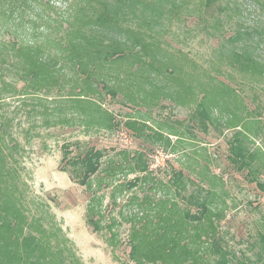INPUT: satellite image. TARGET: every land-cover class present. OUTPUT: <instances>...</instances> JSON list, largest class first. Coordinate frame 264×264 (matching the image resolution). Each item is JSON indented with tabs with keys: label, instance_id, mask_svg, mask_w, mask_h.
Wrapping results in <instances>:
<instances>
[{
	"label": "rangeland",
	"instance_id": "rangeland-1",
	"mask_svg": "<svg viewBox=\"0 0 264 264\" xmlns=\"http://www.w3.org/2000/svg\"><path fill=\"white\" fill-rule=\"evenodd\" d=\"M98 1L93 0V6L99 8ZM105 1L115 3L114 0ZM181 1L184 5L180 11H167L171 2L179 4ZM202 2L204 0H169L156 17L145 14L141 18L143 23L129 18L127 24L142 34H150V45L154 43L162 49L156 61L183 54L188 59L186 71L197 72L205 82L213 78L237 87L249 111H254L246 120L250 121L249 127L245 125V131H242L250 152L256 153L254 167L258 171L253 176L246 177V171L237 172L227 158L226 143L236 130L221 128V125L219 133L211 127L204 134L195 127L188 134L185 126L174 122L184 121L186 126L189 125L188 119L195 106L189 102L181 107L166 100L162 105L158 103L161 106L153 107L158 102L155 100L154 104L144 103L147 112L143 108L138 112L139 108L128 107L127 101H123L124 95L118 93L117 88L123 90L129 85L126 82L112 80L117 97L110 99L104 95L102 101L118 124L114 130L80 124L77 109L72 108L69 96L70 91H77V79L73 80L74 74L69 67L71 61L50 41L65 39L71 28L77 30V15L82 6L87 7L86 0H29L27 14L14 25L2 14L6 0H0V49L2 42L7 40L3 28L11 24L24 41L47 40L45 51L59 56L58 63L64 66L65 74L60 84L46 96L30 89L24 95V83L16 79L15 69L8 65L1 68L0 148L6 159L0 169L4 167L9 171L5 175L10 179L7 184L10 186L11 183L15 188L14 196L29 219L38 218L40 225L53 234L51 245L57 239L59 245H55L63 250L65 257H75V264H133L128 257L127 242L132 221L141 216L140 201L146 198L167 200L166 206L175 203L176 211L186 206L185 201L174 196L169 182L172 173L178 170L195 182L183 194L196 196L200 188L212 193L209 209L216 214L213 216L217 230L215 238L227 252L230 264H264V83L228 68L221 62L218 52L223 40L238 28L239 23L263 25L264 0H220L226 11L219 27L212 21L211 11L200 6ZM139 8L140 4H136L137 11ZM228 16L231 19L225 18ZM124 70L125 65L112 69L121 75V79ZM211 86L218 90L213 83ZM122 102L125 107L120 105ZM211 104L208 107L212 118H216L213 125L225 123L227 114L221 116L219 111L216 114L221 106L218 109ZM43 105L47 107L46 112ZM129 114L134 120L147 124L152 131L158 128L167 133L173 127L174 131L183 134L181 140H170L177 149L170 151L155 138L137 139L133 134L131 144L123 146L118 132L125 128ZM64 146H68L70 157L83 153L88 147L104 151L100 169L90 180V188L71 180V168L62 161ZM156 149L173 155L165 163L163 173L156 176L149 172L133 174L130 156ZM112 172L114 176L111 177ZM134 177H139L140 181L135 187L126 188ZM200 195H204L203 191ZM92 196L99 200L94 205L100 211L98 232H93L85 221ZM190 209L195 211L194 207ZM204 255L210 263L217 259L209 250Z\"/></svg>",
	"mask_w": 264,
	"mask_h": 264
},
{
	"label": "trees",
	"instance_id": "trees-1",
	"mask_svg": "<svg viewBox=\"0 0 264 264\" xmlns=\"http://www.w3.org/2000/svg\"><path fill=\"white\" fill-rule=\"evenodd\" d=\"M114 1L115 3H109L99 0L98 8L93 6V0H86L87 7L82 6L77 15V30L71 28L65 39L50 41L57 50L66 54L68 61H71L69 67L72 75L74 74L73 80L77 79V91H70L69 96L72 108L77 109V121L90 127L99 126L114 130L118 124L114 116L105 109L102 101L104 95L110 99L117 97L116 87L111 84L112 80L126 82L129 85L125 89L117 90L119 94L124 95L123 101H127L128 107L133 110L139 108L140 112L143 108L147 112L144 103L154 104L155 100L158 102L153 107H159L166 100L181 107L191 103L195 108L188 119L189 125L186 126L184 121L174 122L185 126L186 133L191 134L195 127L204 134L211 127L215 128L217 133L222 127L236 130L226 143L227 158L237 172L246 171V177L257 173L258 170L254 167L256 153L250 152L247 139L242 134L245 125L249 127L250 121L246 120L254 111H249L237 87L213 78L205 82L197 72L186 71L188 59L183 54L156 61L155 58L162 53V49L154 43L150 45L148 38H151V35L128 27L129 18L137 21L139 19L141 24V18L145 14L156 17L169 0ZM136 4H140L138 11ZM183 5L182 1L179 4L171 2L167 11L175 13L180 11ZM201 5L206 11H211L212 21L219 27L223 19L221 16L226 11L220 0H204ZM28 6L29 0H6L2 14L14 25L27 14ZM225 18L231 19L230 16ZM12 25L3 28L7 40L2 42L0 49V71L4 65L14 68L16 79L24 83V95L30 89L36 94L46 96L65 76L64 66L58 63L57 54L52 55L45 51L47 40L24 41ZM218 52L221 62L227 64L228 68L264 83V21L263 25L239 23L238 28L223 40ZM124 65V78L121 79V75L114 73L112 69L115 67L116 70V67L122 68ZM212 83L218 90L211 86ZM211 103L218 106V109L221 106L216 114L218 111L221 116L227 114L225 123L218 124L219 127L213 125L216 118H212V111L208 107ZM120 105L126 106L123 102ZM43 107L46 112L47 107ZM128 116L124 123L126 129H120L118 136L125 132L129 137L133 134L137 139L155 138L156 142L164 143L170 151L177 149L170 140L183 138V134L174 131L173 127H170L167 133L158 128L152 131L147 124L134 120L130 114ZM45 123L47 124L46 120ZM164 127L162 125V128ZM153 151L130 156L133 174L143 175L149 172L156 176L163 173L165 167H149L147 157ZM70 155L68 146H64L62 161L65 166L71 168V180L81 187L90 188V180L100 169L104 151L88 147L83 153L74 157ZM124 157L127 158L128 155L124 153ZM3 159H6V155L0 148V166H3ZM61 171L67 172L62 168ZM8 172L4 167L0 169V264L77 263L75 257L63 255V250L55 245H59L57 239L54 245H51L53 234L40 225L38 218L29 219L14 196L15 188L11 183L10 186L7 184L10 182V179L5 177ZM110 176H114L113 172ZM139 181V177H134L133 182L127 183L126 188L135 187ZM251 181L254 182L255 179ZM169 182L174 196L185 201L186 206L176 211L175 203L166 206L167 200H141V216L137 217L135 222L132 221L127 242L130 261L133 264H230L227 252L218 244L219 239L215 238L217 230L213 216L216 214L209 209L212 193L209 194V191L205 192L200 188L196 196L193 193L187 196L183 194L195 182L187 178L181 170L174 171ZM201 191L204 195H200ZM98 203L97 197L92 196L87 207L85 221L93 232L100 230V211L94 206ZM191 207L195 208L194 212ZM206 250L217 257L213 263L205 260Z\"/></svg>",
	"mask_w": 264,
	"mask_h": 264
},
{
	"label": "built area",
	"instance_id": "built-area-1",
	"mask_svg": "<svg viewBox=\"0 0 264 264\" xmlns=\"http://www.w3.org/2000/svg\"><path fill=\"white\" fill-rule=\"evenodd\" d=\"M119 140L124 146L131 144V139L125 132L119 134ZM147 159L151 169H159L165 166V163L171 159V156L166 155L161 150H155L148 155Z\"/></svg>",
	"mask_w": 264,
	"mask_h": 264
}]
</instances>
